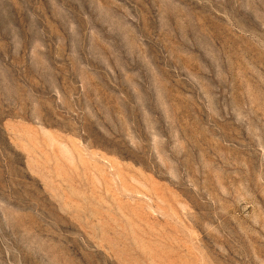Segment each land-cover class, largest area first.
Wrapping results in <instances>:
<instances>
[{
    "label": "rangeland",
    "instance_id": "obj_1",
    "mask_svg": "<svg viewBox=\"0 0 264 264\" xmlns=\"http://www.w3.org/2000/svg\"><path fill=\"white\" fill-rule=\"evenodd\" d=\"M0 264H264V0H0Z\"/></svg>",
    "mask_w": 264,
    "mask_h": 264
}]
</instances>
